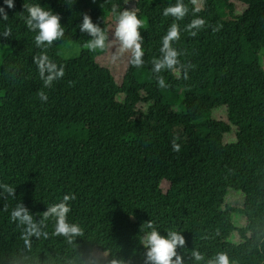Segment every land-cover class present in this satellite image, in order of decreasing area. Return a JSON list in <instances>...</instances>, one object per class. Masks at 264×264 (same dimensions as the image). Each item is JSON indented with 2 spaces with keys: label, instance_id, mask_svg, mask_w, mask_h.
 Segmentation results:
<instances>
[{
  "label": "trees",
  "instance_id": "16d2710c",
  "mask_svg": "<svg viewBox=\"0 0 264 264\" xmlns=\"http://www.w3.org/2000/svg\"><path fill=\"white\" fill-rule=\"evenodd\" d=\"M36 2L65 26L46 50L23 19L24 3ZM175 2L15 0L8 8L0 0L9 16L0 33L11 29L0 34V264H149L148 223L184 237L176 249L183 264H210L219 253L231 264H264V0H204L195 16L206 27L195 36L185 27L197 0H183L180 21L162 15ZM113 4L145 21V64H127L121 83L78 28L86 13L109 29ZM173 22L187 79L183 67L179 76L164 71L161 88L151 61ZM67 42L81 47L78 57L57 54ZM42 52L64 67L50 88L34 63ZM224 108L226 118H215ZM231 189L244 193L243 207L226 206ZM65 195L74 197L67 222L80 228L71 237L56 234V217L45 215ZM18 205L39 236L12 219ZM234 212L246 216L244 227L234 225ZM234 231L238 243L229 240Z\"/></svg>",
  "mask_w": 264,
  "mask_h": 264
},
{
  "label": "clouds",
  "instance_id": "9594fccd",
  "mask_svg": "<svg viewBox=\"0 0 264 264\" xmlns=\"http://www.w3.org/2000/svg\"><path fill=\"white\" fill-rule=\"evenodd\" d=\"M193 3H195V0H193ZM4 4L8 8H13L15 7V0H4ZM24 9V13H26L23 16L24 23L29 31L36 33L34 43L38 49L46 50L54 42L64 38L65 26L61 24L59 14L52 9L43 7L39 2L24 3ZM200 10V7L194 9V18L185 27V31L191 32L192 36L197 35L199 30L206 27L205 20L195 16V13ZM187 13L188 9L185 7L183 0H176L174 4H169L163 9L162 15L164 17H172L175 21H180ZM110 14L114 16V27L111 30L101 27L99 22H93L89 14H83L82 21L78 27L79 31L88 37L83 46L94 53L111 51L112 62H116L121 57L126 56L131 67L142 68L145 64V51L142 47L144 38L141 30L145 28V21L138 17L135 10L128 8L121 10L115 4L112 5ZM8 19L9 16L5 7L0 6V22H5ZM0 34L8 36L11 34V29L9 28ZM180 35L181 29L178 23L173 22L161 38L159 57L151 61V72L156 77L157 84L161 88L166 87L165 79L160 75L164 71H171L179 76V69L183 67V75L187 79V66L181 65L179 60L182 53L173 46V43L180 39ZM34 63L37 65L40 79L43 81L45 88H50L54 81L64 75L63 65H58L44 52L34 57ZM39 97L42 102L48 100V96L44 91L39 93ZM172 147L173 150L179 151V144L176 143V139L173 140ZM5 191L9 194L14 192L11 187L5 188ZM70 199H74V197L65 195L60 203L52 206L45 213L46 216L53 215L56 217L55 233L68 237L80 234L78 225L67 222V215L70 212L68 204ZM11 216L13 220L18 219L21 224L28 226V235L33 233L37 236L40 235L37 226L33 223L32 216L23 205H18L11 212ZM147 228L151 229V231L145 235L143 243L148 248L146 260L149 264H183L182 257L177 254L176 249L178 246L184 245V237L177 231H169L166 236L161 235L160 231L152 223H148ZM196 259L199 260L201 257L197 254ZM210 264H231V262L227 254L219 253Z\"/></svg>",
  "mask_w": 264,
  "mask_h": 264
},
{
  "label": "rangeland",
  "instance_id": "374dc122",
  "mask_svg": "<svg viewBox=\"0 0 264 264\" xmlns=\"http://www.w3.org/2000/svg\"><path fill=\"white\" fill-rule=\"evenodd\" d=\"M204 0H197V5L199 7H202ZM244 6L240 3H237L236 5V11L240 12L242 11ZM114 27V21L110 23L109 30H111ZM57 54L66 58V59H74L78 57L81 53V47L73 42H67L59 45L57 48ZM112 53L104 52L100 56H98V61L101 65L106 66L111 69V71L114 73L115 77L117 78L118 82H122V78L124 77L128 60L127 57H121L116 62H112L111 60ZM144 107V109L147 108V105H141ZM227 115V110L224 109H218L214 112V117L217 119H225ZM228 138V137H227ZM245 203V195L241 191L237 190H230L226 196V206L233 207V208H240L243 207ZM233 223L236 227H244L247 224V218L244 214L239 212L233 213ZM230 241H233L235 243H238L241 241V238L239 236L238 231H234L232 235L229 238Z\"/></svg>",
  "mask_w": 264,
  "mask_h": 264
}]
</instances>
